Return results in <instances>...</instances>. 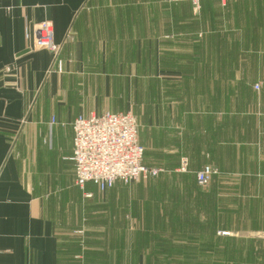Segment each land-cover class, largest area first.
I'll return each instance as SVG.
<instances>
[{"label": "crops", "instance_id": "1", "mask_svg": "<svg viewBox=\"0 0 264 264\" xmlns=\"http://www.w3.org/2000/svg\"><path fill=\"white\" fill-rule=\"evenodd\" d=\"M200 4L0 0V264H147L120 238L135 190L75 184L79 116L133 113L150 168L264 182V0ZM43 21L61 74L34 49Z\"/></svg>", "mask_w": 264, "mask_h": 264}, {"label": "rangeland", "instance_id": "2", "mask_svg": "<svg viewBox=\"0 0 264 264\" xmlns=\"http://www.w3.org/2000/svg\"><path fill=\"white\" fill-rule=\"evenodd\" d=\"M128 113L135 118L143 143L144 125ZM187 167L184 161L179 173L175 166L162 169L155 165L157 177L128 185L118 182L120 187L134 189L137 200L132 207L130 237L128 230L121 229L120 238L131 241L133 253L147 256V264H264V197L250 196L256 190L264 194V182L240 176L221 179L210 167L216 174L207 186L200 187L197 172L194 178L186 174ZM93 200L83 201L91 204ZM124 224L129 222L123 219ZM81 234L102 236L95 231Z\"/></svg>", "mask_w": 264, "mask_h": 264}, {"label": "built area", "instance_id": "3", "mask_svg": "<svg viewBox=\"0 0 264 264\" xmlns=\"http://www.w3.org/2000/svg\"><path fill=\"white\" fill-rule=\"evenodd\" d=\"M224 3L226 0H220ZM168 4L188 2L195 10L201 0H164ZM54 25L43 21L37 25L35 50L48 51L53 56L52 71H64L62 46L54 41ZM256 90H259L257 85ZM74 131L73 156L75 184L82 191L93 184L104 192L116 183L128 185L157 177L159 172L144 164L145 152L139 143L137 122L130 113L105 112L89 117L79 116L72 125ZM216 173L205 167L196 173L198 186L205 187ZM86 200L91 194L84 193Z\"/></svg>", "mask_w": 264, "mask_h": 264}]
</instances>
